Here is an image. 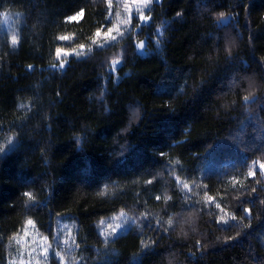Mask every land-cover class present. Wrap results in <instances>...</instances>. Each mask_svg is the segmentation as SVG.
<instances>
[{"label": "trees", "instance_id": "obj_1", "mask_svg": "<svg viewBox=\"0 0 264 264\" xmlns=\"http://www.w3.org/2000/svg\"><path fill=\"white\" fill-rule=\"evenodd\" d=\"M5 11L22 21L15 46L0 29V264L28 220L62 217L80 264H264V0L154 1L62 68L112 26L109 0ZM121 211L136 223L105 238Z\"/></svg>", "mask_w": 264, "mask_h": 264}, {"label": "rangeland", "instance_id": "obj_2", "mask_svg": "<svg viewBox=\"0 0 264 264\" xmlns=\"http://www.w3.org/2000/svg\"><path fill=\"white\" fill-rule=\"evenodd\" d=\"M154 1L160 2L162 0H152L151 4L146 8L140 3V0H109L111 17L114 19V23L110 27L112 29L111 34L106 35L110 29L108 28L105 31H101L99 36L96 35L94 38L95 42L93 41L90 45H83V48L80 46L75 49L60 50L58 59H60V62L65 63L70 57L85 56L97 47H104L118 41L129 33L132 17H140L141 13L147 18L142 20V22L149 23L150 18L146 13ZM21 21V13L11 11L0 13V29L6 32L11 39L15 36L17 41ZM121 32L123 35H120ZM112 36L117 37V39L113 40ZM141 43L143 47H140ZM145 44V40L138 43V51L143 55L146 54ZM0 144H3L0 152H5L14 144V139L0 140ZM133 215H135L133 212L121 211L119 214L104 221L102 233L104 236L106 235L105 238L117 236L131 228L137 221ZM28 221L22 231L13 238L16 255L11 263L53 264V259L55 258L64 264H80L75 252L79 233V226L75 220L59 218L54 234L50 235L39 232L35 222L32 221L29 224Z\"/></svg>", "mask_w": 264, "mask_h": 264}, {"label": "snow or ice", "instance_id": "obj_3", "mask_svg": "<svg viewBox=\"0 0 264 264\" xmlns=\"http://www.w3.org/2000/svg\"><path fill=\"white\" fill-rule=\"evenodd\" d=\"M151 2H152V0H140V3H142L143 4V6L146 8V7H148V5L149 4H151ZM82 14V13H81ZM72 19H75V17H73ZM140 19L141 20H145V19H147L146 17H144L143 16V13H141V15H140ZM111 32H112V29L110 28L109 30H108V33H106V35H110L111 34ZM96 35L97 36H99L100 35V32L98 31L97 33H96ZM120 35H123V33L121 32L120 33ZM61 39H66V37H61ZM112 39L113 40H116L117 39V37H115V36H112ZM12 44L15 46L17 43H18V41H17V39H16V37L14 36L13 37V39H12ZM95 42V41H94ZM140 47H143V44L141 43V45H140ZM81 48H83V45H81ZM58 51V53H59V49L57 50ZM118 63V61H113V65H115V64H117ZM55 66V65H54ZM60 67L62 68L63 67V63H61L60 64ZM247 97H245V100L247 101ZM21 107H25L24 105H21ZM10 142V141H9ZM0 151H2V149H0ZM185 187H187V185H185ZM25 195H27L28 197H29V199H31L32 197H31V195L30 194H28V193H26ZM157 199H159V197H157ZM121 215H123V214H121ZM233 219H234V217H233ZM28 223L29 224H31L32 223V221H28ZM171 223V221H169V224Z\"/></svg>", "mask_w": 264, "mask_h": 264}]
</instances>
